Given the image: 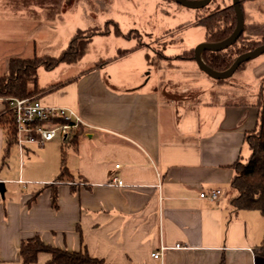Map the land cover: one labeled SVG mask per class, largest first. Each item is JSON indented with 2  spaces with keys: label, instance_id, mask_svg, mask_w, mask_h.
Masks as SVG:
<instances>
[{
  "label": "crops",
  "instance_id": "obj_1",
  "mask_svg": "<svg viewBox=\"0 0 264 264\" xmlns=\"http://www.w3.org/2000/svg\"><path fill=\"white\" fill-rule=\"evenodd\" d=\"M81 1H60L62 9L52 20L38 15L41 6L33 19L27 9L2 10L0 1V74L10 58L38 54L41 41L26 29L70 25L66 17L73 10L81 14L76 8ZM257 2L240 0L243 14L254 21ZM16 18L21 22L15 24ZM108 23L114 26L115 55L38 70L37 99L81 118L74 141L28 143L20 155L0 123V264H49L47 252L22 263L20 243L35 236L52 247L86 250L106 264H264L258 252L264 214L234 208L230 185L234 163L250 153L245 137L256 127L261 92L236 101L242 85L211 78L193 57L180 56L186 50L161 55L164 61L150 66L148 54L145 61L134 57L143 44L130 42L131 30L117 34L114 20L97 28L110 35ZM78 29L69 26L65 45ZM124 59L129 60L114 64ZM258 65L244 63L235 73L242 71L259 85L264 64ZM6 110L0 98V119ZM112 175L123 186L109 184ZM211 189L220 190L217 199L199 196ZM161 246V256L152 257Z\"/></svg>",
  "mask_w": 264,
  "mask_h": 264
},
{
  "label": "rangeland",
  "instance_id": "obj_2",
  "mask_svg": "<svg viewBox=\"0 0 264 264\" xmlns=\"http://www.w3.org/2000/svg\"><path fill=\"white\" fill-rule=\"evenodd\" d=\"M0 1L2 2V10L14 12L18 9H27L33 19L37 15L35 11H37L38 8L36 7L38 6H41V9L38 10H42V14L38 15H44V19L48 20H52L54 13L62 9L60 2L62 0ZM75 1L66 0L67 3H74ZM81 3L82 5L79 2L76 6L77 11L80 10L78 12L81 13L79 16H77L76 10H73L74 12L72 11L71 16L67 15L66 17L72 20L73 23L68 20V22H71V27L76 25L79 27L76 32L82 31L85 35L86 30L97 27L102 28L108 20H114L122 33L132 31L131 34L135 38L130 41L131 43L134 44L139 40L138 42L143 44L141 48H138L140 52L134 57H142L141 59L145 61V54H148L150 56V66H155L160 60L164 61L161 55L178 54L184 50L194 49L198 44L204 42V29L202 25L197 23V19L205 13V10L188 8L174 0H83ZM256 4L259 7V13L255 15L256 21L252 20L249 13L244 11L243 29L248 37L259 39L256 33L261 32L263 28H260V26L264 25V0H259ZM228 5H232V0H213L209 4V8H225ZM65 7L64 4L63 8ZM12 21L15 24L21 22L18 18ZM75 21L79 24H76ZM25 24L27 25V22ZM31 24L28 23V25ZM33 25H35L32 28L33 32L29 28L26 29L25 34L31 35L33 33L34 39L41 41L37 43V55L40 56L45 53L46 55L56 56L60 53L62 47L67 45H65V40L66 35L69 33L70 25L68 23L64 25L63 23H57L55 24L56 30L52 31H49L45 24L42 23L40 26H37V24ZM108 27L112 30V34H94L90 38L80 62L92 64L98 61H106L109 57L116 54L115 35L113 34L114 26L108 23ZM120 38L122 37L120 36ZM244 43L246 44V42L241 41L236 46H242ZM128 60L124 59L114 64L124 63ZM245 64H252V67L253 64H259L258 66L260 67L264 64V53L246 61ZM150 66L146 67L144 72ZM62 67L63 65L57 66L52 70H58V68ZM50 71H47V73ZM226 80L232 84L239 82L244 89L242 95L235 98L236 101H245L255 91H257L256 93L261 92L264 97V79L261 80L259 85H256L249 75L243 74L242 71H237L226 78ZM54 140L63 143L59 135Z\"/></svg>",
  "mask_w": 264,
  "mask_h": 264
},
{
  "label": "trees",
  "instance_id": "obj_3",
  "mask_svg": "<svg viewBox=\"0 0 264 264\" xmlns=\"http://www.w3.org/2000/svg\"><path fill=\"white\" fill-rule=\"evenodd\" d=\"M213 0L209 2L211 4ZM209 4L200 8L205 10L197 20V23L205 28L206 42H217L227 38L233 32L236 25V17L232 5L225 8H209ZM261 32L256 35L259 39L250 38L242 34L237 40L220 51L204 50L201 53L203 61L216 71L227 69L235 57L245 51L252 50L264 43V25ZM107 29L92 28L86 30L85 35L78 31L71 38L67 47L58 55H34L28 58L13 57L8 60L7 71L0 74V98L9 104L8 98H25L41 91L38 85V70L43 68L51 70L61 63H74L85 53L87 44L94 34L105 33ZM115 32L120 30L115 24ZM130 34V32L128 33ZM241 41L246 42L237 47ZM237 47V48H236ZM181 57L192 58L193 49L186 50ZM245 62L240 64L239 69ZM222 80V79H219ZM256 106L258 119L256 127L246 134V142L250 153L244 159H238L234 165V174L230 181L236 195L231 199V204L236 209H256L264 214V97L260 94ZM0 123L6 127L8 145L14 143V117L10 110H6ZM80 133V126L71 130V136L63 142L71 143ZM64 157L61 159V173H65ZM39 252H47L51 255L49 264H106L102 259L88 254L86 250L69 251L52 247L38 237L23 240L19 246V254L22 263L34 262ZM264 254V245L258 250Z\"/></svg>",
  "mask_w": 264,
  "mask_h": 264
},
{
  "label": "built area",
  "instance_id": "obj_4",
  "mask_svg": "<svg viewBox=\"0 0 264 264\" xmlns=\"http://www.w3.org/2000/svg\"><path fill=\"white\" fill-rule=\"evenodd\" d=\"M7 109L14 117V144L18 147L20 155L25 153V145L28 143L41 144L60 136L64 142L71 136V130L82 125L78 114L69 108L52 107L43 105L35 95L25 98H8ZM22 163V161H21ZM116 164L115 167H118ZM19 182H22L19 180ZM109 184L123 186V181L118 176H111ZM220 194L219 189H211L199 193L201 198L215 200ZM176 247L179 245L176 244ZM163 246L151 255L154 258L161 256Z\"/></svg>",
  "mask_w": 264,
  "mask_h": 264
},
{
  "label": "water",
  "instance_id": "obj_5",
  "mask_svg": "<svg viewBox=\"0 0 264 264\" xmlns=\"http://www.w3.org/2000/svg\"><path fill=\"white\" fill-rule=\"evenodd\" d=\"M178 4H181L185 7L192 8V9H200L207 4L211 0H174ZM232 6L234 8L235 17H236V25L231 33L227 38L217 41V42H202L198 44L193 49V58L197 64V66L202 70L205 74L210 76L213 79H226L229 76H231L237 68L242 64L243 62H246L252 58H255L259 56L260 54L264 53V43L258 45L252 50L245 51L235 57L231 65L223 70V71H216L209 67L202 59L201 53L204 50H210V51H220L231 44H233L237 38L242 34L243 27H244V18H243V12L240 5V0H232ZM4 192V183L0 181V194L2 195Z\"/></svg>",
  "mask_w": 264,
  "mask_h": 264
}]
</instances>
